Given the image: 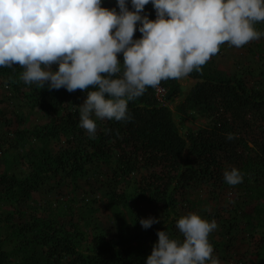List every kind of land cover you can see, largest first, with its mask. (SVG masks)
I'll return each instance as SVG.
<instances>
[{
    "label": "trees",
    "instance_id": "trees-1",
    "mask_svg": "<svg viewBox=\"0 0 264 264\" xmlns=\"http://www.w3.org/2000/svg\"><path fill=\"white\" fill-rule=\"evenodd\" d=\"M102 7H117L116 0H103ZM145 14L155 19L151 4L145 6ZM255 27L264 32V22ZM140 36L136 31L134 38ZM257 47L264 58V43ZM22 72L19 65L0 67V84L47 121L31 129L5 124L0 150L24 148L33 140L65 141L60 151L31 154L30 170L21 177L0 173V202L14 206L6 219L13 246L2 248L6 238H0V264H144L158 240V230L183 238L175 228L176 220L184 215L180 207L189 202L193 190L202 189L210 199H229L230 210L214 215L227 235L226 242L209 236L214 252L231 251V232L244 225L250 230L244 264H264V79L253 82L243 73L226 76L206 63L189 75L194 83L183 97L179 79L163 80L159 85L164 89L162 96L149 87L129 101L130 120H98L91 136L79 123L82 90L26 84ZM245 72L253 74L249 69ZM4 122L7 117L0 110V124ZM229 133L233 139H228ZM232 168L243 176L235 186L224 180V172ZM58 176L73 184L95 176V189L115 203H126L127 195L120 189L133 181L138 203L145 204L160 222L134 235L112 237L96 226L89 232L83 230L71 205L70 216L49 209L46 216L19 209L34 190ZM255 198L263 201L253 202Z\"/></svg>",
    "mask_w": 264,
    "mask_h": 264
},
{
    "label": "clouds",
    "instance_id": "clouds-1",
    "mask_svg": "<svg viewBox=\"0 0 264 264\" xmlns=\"http://www.w3.org/2000/svg\"><path fill=\"white\" fill-rule=\"evenodd\" d=\"M102 2L0 0V67L21 66L26 84L82 90L79 123L91 136L98 120H130L129 101L200 71L221 45L240 48L264 36L255 27L264 22V0H116L118 11ZM148 4L155 19L145 14ZM224 180L235 186L243 176L232 168ZM158 222L139 220L144 229ZM175 228L183 238L158 230L144 264H220L209 241L215 220L192 212Z\"/></svg>",
    "mask_w": 264,
    "mask_h": 264
},
{
    "label": "rangeland",
    "instance_id": "rangeland-1",
    "mask_svg": "<svg viewBox=\"0 0 264 264\" xmlns=\"http://www.w3.org/2000/svg\"><path fill=\"white\" fill-rule=\"evenodd\" d=\"M260 31V29L258 30ZM263 37V36H262ZM264 40H253L248 44L236 48L227 43L221 45L220 51L213 56L207 63L212 64L215 70L226 76L234 74L247 75L251 81H260L264 79V58L260 57L257 52L259 45H263ZM53 70L56 66L53 65ZM246 69L252 71L253 74L245 72ZM182 92L186 94L194 83V79L189 76L179 79ZM43 88H48L47 86ZM180 97V98H181ZM0 110L7 117V123L0 124V131L6 129L7 125L11 128L31 129L32 127L43 124L46 118L36 111H30L24 99L11 97L10 93L4 86L0 84ZM175 102L170 106L174 108ZM7 124V125H5ZM65 141V140H64ZM63 139L51 140H33L24 148L0 150V173L15 175L21 177L30 170L31 161L34 158L33 153L41 154L42 151H60L64 146ZM95 176L87 180L78 179L75 184L69 179L51 177L45 181L43 185L34 190L29 199L19 206L21 211L26 213L37 212L43 216L47 215L46 209L51 213L59 215L68 214V206L71 205L75 211L76 219H81V228L86 232L92 231L96 226L97 230L108 236L116 237L118 235H134L141 229H144L139 220L153 216V212L149 211L145 204L137 201V195L133 193L135 184L133 181L125 183L123 190L127 195L126 203L109 202L100 190L95 189L97 182ZM189 202L185 201L180 207L182 214L195 212L202 218L209 221L215 220L214 215H224L230 210L229 199H210L204 189L193 190L188 195ZM252 201H260L262 199H252ZM185 203V204H184ZM51 204L52 206H47ZM14 213V206L8 202H0V238H6L2 242L1 247L10 250L13 241L9 240L10 228L6 219ZM263 217V216H262ZM229 218V215L226 216ZM15 220V219H14ZM217 228L210 233L209 236L215 241H225V228H223L219 220H215ZM260 230L257 228L256 231ZM249 228L242 226L231 232L233 235L234 248L228 253L221 251L214 252V256L220 261V264H244V251L249 247L248 232ZM179 236L181 234L177 233ZM182 237V236H181ZM247 257V256H245ZM248 264H251L249 261Z\"/></svg>",
    "mask_w": 264,
    "mask_h": 264
},
{
    "label": "built area",
    "instance_id": "built-area-1",
    "mask_svg": "<svg viewBox=\"0 0 264 264\" xmlns=\"http://www.w3.org/2000/svg\"><path fill=\"white\" fill-rule=\"evenodd\" d=\"M155 90L158 96H162L164 94V89L161 86L156 87Z\"/></svg>",
    "mask_w": 264,
    "mask_h": 264
}]
</instances>
